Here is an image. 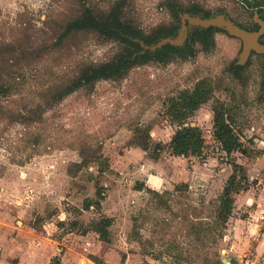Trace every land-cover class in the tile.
Wrapping results in <instances>:
<instances>
[{"label": "rangeland", "instance_id": "1", "mask_svg": "<svg viewBox=\"0 0 264 264\" xmlns=\"http://www.w3.org/2000/svg\"><path fill=\"white\" fill-rule=\"evenodd\" d=\"M246 3L0 0V86L13 87L0 96V264H228L236 212L225 220L220 206L230 178L244 175L235 166L264 154V55L241 64L242 40L193 20L253 32L264 12ZM87 15L118 17L140 48L105 36L107 26L70 28ZM166 39L178 50L155 55ZM124 55L135 63L121 75L75 87ZM204 80L214 97L189 119L204 154L175 157L172 99ZM217 102L242 142L232 155L213 138ZM250 186L234 185V196ZM107 219L109 243L96 231Z\"/></svg>", "mask_w": 264, "mask_h": 264}, {"label": "trees", "instance_id": "2", "mask_svg": "<svg viewBox=\"0 0 264 264\" xmlns=\"http://www.w3.org/2000/svg\"><path fill=\"white\" fill-rule=\"evenodd\" d=\"M246 6L251 9H259L260 13L264 12V7L261 5H253L248 0ZM116 14V13H114ZM264 20V18H263ZM106 32L103 31L105 36H109L112 38H122L124 41L130 43L133 46H137L140 48V45L129 41L125 36H134L133 33L129 30V27L125 25L118 17L114 19L113 22H107L105 24L99 23L97 20L93 18L91 15H87L84 20L77 21L73 23L70 28L78 29V28H87L88 30L103 29L106 28ZM103 27V28H102ZM260 29L259 24H257L253 30V32L258 31ZM211 29L200 30L193 33L192 37H204L208 36ZM175 32V31H174ZM168 36L164 35L159 38H166ZM154 40L153 42H155ZM151 42V41H147ZM151 44V43H150ZM174 51L178 50L174 47L168 45L163 50H159L155 53V55L161 56L163 55V51ZM151 56V55H150ZM149 57L146 55L142 58ZM153 57V56H151ZM148 58H146L147 60ZM135 60L132 59L131 56L124 55L120 59H118L114 63L106 64L104 66L98 68H92L89 73L80 79L79 84L75 87L78 88L81 84L84 83H92L94 80H111L116 78L117 75H121L128 67L133 65ZM12 86L7 84H2L0 86V96H8L12 91ZM214 88L210 81L204 80L199 82L194 90H186L182 92L177 98L172 99V104L169 109V113L174 117V122L178 124L179 129L176 131L173 136L171 143L169 145V149L171 150V155L175 157H202L204 154V150L206 148V139L204 137V133L202 129L199 127H195L192 123H189V119L195 115L197 111H199L203 105L208 103L214 97ZM214 113V132L213 138L214 141L220 146L221 150L225 152L227 155H232L235 152L242 150V142L240 140L239 135L237 134L234 122L231 116L229 115L228 108L225 104L221 102H217L216 106L213 107ZM151 140L150 132L147 134V141ZM146 142V141H145ZM148 143V142H146ZM142 149L145 151L148 150V145H140ZM245 155V152H243ZM235 168L243 171V177L241 181L237 180L236 173L230 178L229 185L225 189L224 197L221 201L220 206V215L225 216V220L228 219L231 213V208L234 205V185L235 187L239 186L241 182H247L248 178L246 175L245 168L242 169L238 165ZM226 198V199H225ZM227 216V217H226ZM106 224L101 226L99 230H96L100 235V240L102 242L109 243V231L107 228L111 226V221L107 219L105 221Z\"/></svg>", "mask_w": 264, "mask_h": 264}, {"label": "crops", "instance_id": "3", "mask_svg": "<svg viewBox=\"0 0 264 264\" xmlns=\"http://www.w3.org/2000/svg\"><path fill=\"white\" fill-rule=\"evenodd\" d=\"M247 160L242 166L252 186L234 196L236 217L231 235L227 236L232 243L228 264H241L244 254L252 246L259 254L264 253V154ZM156 184L155 190L164 187L159 181ZM226 253L227 251L225 256Z\"/></svg>", "mask_w": 264, "mask_h": 264}, {"label": "water", "instance_id": "4", "mask_svg": "<svg viewBox=\"0 0 264 264\" xmlns=\"http://www.w3.org/2000/svg\"><path fill=\"white\" fill-rule=\"evenodd\" d=\"M195 25H201L205 28L218 27L226 30L231 36L243 41L244 47L241 54V64L247 62L253 52L264 55V45L259 42L260 37L264 34V22L259 23L260 29L255 32H248L240 27L235 26L231 22L226 21L223 17L217 19H208L201 21L200 19L193 20ZM176 45L177 41L166 39L156 45L152 50H157L165 45Z\"/></svg>", "mask_w": 264, "mask_h": 264}, {"label": "built area", "instance_id": "5", "mask_svg": "<svg viewBox=\"0 0 264 264\" xmlns=\"http://www.w3.org/2000/svg\"><path fill=\"white\" fill-rule=\"evenodd\" d=\"M264 221V217L262 218ZM241 264H264V253H258L255 247H251L244 254Z\"/></svg>", "mask_w": 264, "mask_h": 264}, {"label": "bare ground", "instance_id": "6", "mask_svg": "<svg viewBox=\"0 0 264 264\" xmlns=\"http://www.w3.org/2000/svg\"><path fill=\"white\" fill-rule=\"evenodd\" d=\"M83 263V262H82Z\"/></svg>", "mask_w": 264, "mask_h": 264}]
</instances>
